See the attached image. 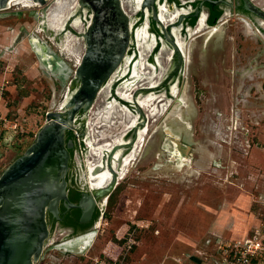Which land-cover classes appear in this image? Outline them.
Masks as SVG:
<instances>
[{
	"label": "rangeland",
	"instance_id": "1",
	"mask_svg": "<svg viewBox=\"0 0 264 264\" xmlns=\"http://www.w3.org/2000/svg\"><path fill=\"white\" fill-rule=\"evenodd\" d=\"M61 1L49 9L66 17L78 3L81 29L70 16L63 29L49 34L39 5L0 10V175L34 142L47 113L61 109L77 89L72 82L92 13L80 0ZM251 1L264 6V0ZM138 16L131 12V19ZM259 18L233 9L222 13L216 29L191 39L183 31L188 51L177 87L185 100L161 102L166 117L150 119L149 136L100 204L94 231L76 238L53 232L36 264H227L226 247L234 240L256 230L264 237V19ZM171 49L166 45L165 54ZM175 60L162 58L158 71L174 68ZM129 77L112 83V100ZM105 97L99 93L94 110L105 105ZM75 133L74 168L80 175L91 147L87 132ZM226 205L236 216L229 215L222 231L214 230ZM240 218L241 227L231 229L229 222ZM263 263L264 256L254 260Z\"/></svg>",
	"mask_w": 264,
	"mask_h": 264
},
{
	"label": "water",
	"instance_id": "2",
	"mask_svg": "<svg viewBox=\"0 0 264 264\" xmlns=\"http://www.w3.org/2000/svg\"><path fill=\"white\" fill-rule=\"evenodd\" d=\"M10 1L0 0V10L8 8ZM35 1L43 5L44 11L49 8L48 0ZM206 1L220 4L224 0ZM80 3L92 14L83 33L86 49L72 82L77 89L68 96L62 110L47 113V122L34 142L0 175V264H36L42 257L50 236L47 211H56L61 199L69 200L66 173L73 142H66L65 133L73 127L80 109L90 110L103 83L121 66L131 43L132 22L122 0H80ZM244 5L264 19L263 8L251 0H245ZM143 7L160 22L155 0H144ZM183 17L180 15L179 20ZM174 49L178 55L181 53L175 41ZM111 155L112 152L109 164ZM117 184L114 171L109 183L95 187L93 193L96 198L106 200ZM68 206L81 205L69 201Z\"/></svg>",
	"mask_w": 264,
	"mask_h": 264
},
{
	"label": "flooded vegetation",
	"instance_id": "3",
	"mask_svg": "<svg viewBox=\"0 0 264 264\" xmlns=\"http://www.w3.org/2000/svg\"><path fill=\"white\" fill-rule=\"evenodd\" d=\"M122 1L125 9L130 13V18H131V12H135V13L138 12L139 16L136 20L131 19L132 22L131 43L129 45L125 59L123 60L121 66L117 70L116 75L112 76L111 79L103 83L102 88L103 87L104 88L103 90L101 88L102 91L100 90L101 93L100 91L99 93L102 94L104 97L105 95L106 96L108 95L107 101H111L112 98H111L110 88L113 85L112 83L118 77L123 76L124 78L126 77V75L130 76L128 79H125L122 82V84L117 88L113 99L117 97L120 104H124L128 106V108L130 107L134 111L138 109L137 111L143 115L141 117H138V121H140V124L138 126L139 128L145 127L146 125L149 126V123L146 113L144 111L142 112L139 110V106L141 104L138 97L152 92L157 95H160L157 99V102L160 101V103L167 99L168 100L174 98L178 99V97H180L181 92L180 93L178 92L177 85L179 84L177 80L182 75L181 66L183 63V56L185 57L188 51L187 37L188 39H191L192 36L196 34L198 35L199 33L201 34L203 31L207 30V28H209L208 31H211L214 29V27L218 26L219 24L216 25L214 24V26L208 27L206 24V19L208 22V19L212 16L213 11L215 9L222 10V13L223 12L226 13L229 10L234 9L242 14H251L253 16H257L251 11L246 9L244 5L245 0H224L220 4L211 3L206 0H155L157 12H159L158 15L160 20L159 22L153 19V15L151 14L152 9L150 10L151 13H149V9L147 7L145 8L143 7L144 0H122ZM257 5L259 6L260 4ZM260 7L264 9V6L260 5ZM71 8L72 9L68 13L69 15H67L55 27L53 25H50L49 13L51 9H49L46 15L43 14L42 16L43 21L41 25L42 26L46 25L47 29L51 30L54 34L56 29L58 30L63 29L64 23L68 19V17L75 16L76 19H74L73 25L75 28L81 29L82 15L78 14L79 8H77V6ZM182 14L184 15V17L181 21L179 20V16ZM259 19L263 20L261 18ZM134 22L137 24L134 25ZM138 23L142 25H139ZM261 23L263 22L261 21ZM169 27L172 28L170 29ZM192 27L195 28L191 29ZM183 31L187 32V37L186 36L184 37L182 35ZM132 41H135V48L133 50L132 47L134 45V42ZM174 41L177 43L180 52L183 54V56L181 55L182 58H180L181 53L178 55V51L174 49ZM168 44L172 46V49L170 50V52H168V54L167 53L165 54V48L166 45ZM150 51H152L151 52L152 58H149L148 56ZM174 56H176V60H175L176 63H174L175 67L173 68L172 65V67L169 68V70H165L163 68L164 64L162 63V58H164L165 60L170 59L172 61V59H174ZM131 65L132 68H130ZM157 65H163V67L159 69V71L161 72L158 71ZM134 70L137 71L136 74H134ZM128 72L130 74H128ZM149 76H154V77L149 78ZM153 81L156 82L155 85H152ZM121 87H124L125 89L130 88L131 91H134V97L130 100L122 98V93L119 90V88ZM108 92L109 94H106ZM175 92L176 94H174ZM96 99L97 97L95 98V101ZM95 101L93 102L92 106H94ZM173 103L174 102L172 101L171 104ZM89 111H84L83 109H80L75 115L76 118H75V122L73 123V127L70 130H67L65 133L66 142L67 143L70 141L73 142V146L70 148L71 156L69 159V168L66 173V181H67L66 189L69 200L67 201L65 199H61L57 204L56 211H50V210L47 211V223L50 229L49 238L51 237V234L57 230L67 238L84 237L91 234V232H93L94 229L97 227V222L99 220V214H100V204L104 203L105 199L104 198L98 199L95 197V194L93 193V189L95 188L93 186L94 177H92L93 172L92 170H90L91 162L88 161V159L92 157L94 162L97 161L96 157L98 153L100 152V150L106 148L105 143L108 144L110 141L108 140V138H104V139L101 138L99 142H96L94 140L93 135L91 134L89 128V119H90ZM142 117L143 120L140 119ZM138 127L134 126L132 129L128 130L130 131L129 133L126 132L127 133L126 138L128 140H124V142L126 143L122 144L126 146L123 155H127L130 152L131 145L128 143L129 142L131 143L136 138ZM76 129L80 130L81 134H86L87 132V140L89 144L88 146L91 147L89 149L90 157L86 160L84 171L82 172V174L80 173V175L78 173V170L74 168L75 158H76L74 152L78 147L77 137H76L77 135L75 133ZM131 132L132 135L129 136ZM111 150L112 148L106 149L104 158L103 160H101L104 167L109 171V177L103 183L105 186L112 179L113 172L116 170L113 167V159L117 151L113 150L114 152L111 155V159H110L111 162L109 164V154L111 153ZM97 163H99V161ZM80 169L82 168H79V170ZM98 169L101 168L99 166L94 168V170L97 171ZM119 178L120 177L118 176L117 177L118 183H119ZM112 193L108 198L111 197ZM69 201L75 204H80L81 206L80 207L68 206Z\"/></svg>",
	"mask_w": 264,
	"mask_h": 264
},
{
	"label": "bare ground",
	"instance_id": "4",
	"mask_svg": "<svg viewBox=\"0 0 264 264\" xmlns=\"http://www.w3.org/2000/svg\"><path fill=\"white\" fill-rule=\"evenodd\" d=\"M61 2H62L61 0H48L47 5L49 6V8L52 6L53 3L61 6ZM19 4L22 6H31V7L35 6V5L36 6L39 5L41 7V11L44 13V15H46L48 13V10H49V8H48L47 10L44 11L43 5L40 4L39 2L35 1V0H11L8 8L12 7L14 5H19ZM77 4L78 3H76V5H73L71 7L77 6ZM80 8H82V7L79 6V9ZM127 13L130 16V13L128 11H127ZM49 15H50V17H49L50 25H53L54 27L56 25H58L65 18V14L64 15L61 14V12H59L58 9H56V10L51 9ZM58 18L60 19V21L57 20ZM218 26H216L214 28L216 29ZM42 27H44V26H42ZM86 28H85V30H86ZM44 30H46L49 34H53V32L51 30L47 29V27L44 28ZM80 61H81V57H78V65H79ZM117 70H116V72L113 73L112 76L116 75ZM136 73H137V71L134 70V74H136ZM112 76H111V78H112ZM155 84H156V82L153 81L152 85H155ZM103 88H102V90H103ZM121 89H124V87L119 88L120 92L122 93V98L130 100L134 97V91H131L130 88L124 89V90H121ZM101 91H100V93H101ZM68 96H67V98H68ZM159 96L160 95H157V94L151 92V93H148L146 95L138 97L140 104H141L139 106V110L142 112L144 111L146 113V115L148 117V123H149V126L146 125L145 127H141V128L138 127L140 124V121H138V117H141L143 115L137 111L138 109L136 111L128 110L126 105L124 106V105H121L119 103L117 97L111 101L106 100L105 105L102 108H98V109L94 110V108H93L94 106H92V108L89 111L90 112L89 128H90L91 134L93 135L94 140L96 142H99L101 140V138L102 139L108 138V140L110 141L108 144L105 143L106 148L100 150L97 157L95 156L97 161L94 162L92 157H90L88 159V161L91 162L90 170H92V172H93L92 177H94V179H93V186L94 187L105 186L103 183L109 177V171L104 167V165L101 161L104 158L106 149L112 148V150H111L112 153L114 151H117L115 153V156L113 159V167L116 169L115 171L117 173V177L118 176L120 177L119 181L125 177V175L128 173L129 168L132 166V164L134 165L135 159L138 157V155L140 153L141 146L144 144V141H146L147 137L149 136V132L151 130L150 119L155 118V120L157 121L159 118L162 119V117L165 116L164 113L161 112V110L166 108V106L165 107H164V105L161 106L160 101L157 102V99ZM181 96H182V94L180 95V97H178V99L180 102H183V100H185V99H183L184 96H182V97ZM107 97H108V95L106 96V99H107ZM67 98H66V100H67ZM61 106H63V105H61ZM134 126L138 127L137 128V136L131 143L130 142L128 143L131 145L130 152L127 155H123L125 148H126V146L122 145L123 143H126V142H124V140H125L124 134L129 129H132ZM89 139H90V136H89ZM98 161H99V163H97ZM97 166H99L101 168V169H98V171L94 170V168Z\"/></svg>",
	"mask_w": 264,
	"mask_h": 264
},
{
	"label": "built area",
	"instance_id": "5",
	"mask_svg": "<svg viewBox=\"0 0 264 264\" xmlns=\"http://www.w3.org/2000/svg\"><path fill=\"white\" fill-rule=\"evenodd\" d=\"M263 239L264 237H260V232L256 230L253 235L246 236L242 240H234L231 245L226 247L229 257L227 264H254L256 258L264 256ZM102 264L117 263L108 260L107 262L102 261Z\"/></svg>",
	"mask_w": 264,
	"mask_h": 264
},
{
	"label": "crops",
	"instance_id": "6",
	"mask_svg": "<svg viewBox=\"0 0 264 264\" xmlns=\"http://www.w3.org/2000/svg\"><path fill=\"white\" fill-rule=\"evenodd\" d=\"M233 214L235 215L236 214V211L235 212L232 211L231 208H229V206L226 205L225 208L223 209V211L221 212V214L219 215V219L216 222L217 224H216L214 230L222 231L221 230L222 227H224L228 223V221H229V217H230L229 215H233ZM239 216H240V214H239ZM240 220H241V218L240 219H237V221H238L237 224H235V222L233 223V220L231 222H229L230 228L231 229H234L235 228V225H239V227H241ZM230 223H231V225H230ZM215 232H214V234H215ZM216 234H217V232H216ZM217 235H219V234H217ZM217 237H220L221 238V236H217Z\"/></svg>",
	"mask_w": 264,
	"mask_h": 264
},
{
	"label": "trees",
	"instance_id": "7",
	"mask_svg": "<svg viewBox=\"0 0 264 264\" xmlns=\"http://www.w3.org/2000/svg\"><path fill=\"white\" fill-rule=\"evenodd\" d=\"M221 13H222V10H217V9H215V10L213 11L212 16L208 19L209 24H210V25H214V24H216L217 21H218V19H219V17H220V15H221Z\"/></svg>",
	"mask_w": 264,
	"mask_h": 264
},
{
	"label": "clouds",
	"instance_id": "8",
	"mask_svg": "<svg viewBox=\"0 0 264 264\" xmlns=\"http://www.w3.org/2000/svg\"><path fill=\"white\" fill-rule=\"evenodd\" d=\"M206 24L209 26L208 22H207V19H206ZM210 26H213V25H210Z\"/></svg>",
	"mask_w": 264,
	"mask_h": 264
}]
</instances>
